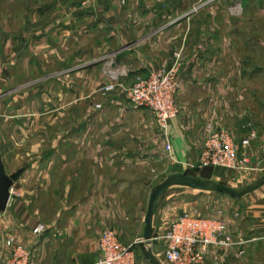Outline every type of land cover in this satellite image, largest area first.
Instances as JSON below:
<instances>
[{
  "label": "crops",
  "instance_id": "1",
  "mask_svg": "<svg viewBox=\"0 0 264 264\" xmlns=\"http://www.w3.org/2000/svg\"><path fill=\"white\" fill-rule=\"evenodd\" d=\"M81 1L0 4V75L42 76L44 95L42 115H27L33 124L42 118L41 132L35 125L14 132L10 147L0 136L5 171L22 168L0 210V257L11 253L12 237L28 249V264H90L99 256L101 230L111 226L132 245L135 264H148L141 236L157 183L148 157L156 161L169 142L174 163L166 175L197 174L198 164L186 165L202 158L207 123L231 134L238 156H261L264 0ZM175 62L178 113L165 128L119 88L101 89ZM250 130L255 136L243 146ZM9 163L20 164L9 169ZM221 175L214 167L212 177ZM172 192L166 190L152 217L158 258V234L182 211ZM222 204L233 239L242 242L209 246L203 264H264V183ZM38 222L44 228L34 232Z\"/></svg>",
  "mask_w": 264,
  "mask_h": 264
},
{
  "label": "built area",
  "instance_id": "2",
  "mask_svg": "<svg viewBox=\"0 0 264 264\" xmlns=\"http://www.w3.org/2000/svg\"><path fill=\"white\" fill-rule=\"evenodd\" d=\"M94 0H82L83 5ZM176 77V62L170 66L153 68L147 75L136 74L130 83L109 82L101 87L103 91L119 88L135 105L147 107L154 115L156 122L162 128L168 120L178 113L175 94L178 88ZM99 106V103L95 104ZM207 135L204 141V153L199 167L211 164L214 167L229 169H254L248 153L237 155V148L231 134L224 128H214L207 123ZM255 132L250 130L241 139L243 146L250 143ZM170 150V143H165ZM261 157L264 159V145L261 147ZM11 191V186H10ZM44 228L38 222L34 232ZM163 240V259L170 264H203L209 246L230 248L241 240H234L224 218L222 209L213 214H200L191 210H182L171 219L158 234ZM6 243L12 245L8 256L0 257V264H28L29 251L21 244H13V238L8 237ZM99 256L90 264H135V252L131 244L119 240L116 230L105 226L98 236ZM242 251V250H241Z\"/></svg>",
  "mask_w": 264,
  "mask_h": 264
},
{
  "label": "rangeland",
  "instance_id": "3",
  "mask_svg": "<svg viewBox=\"0 0 264 264\" xmlns=\"http://www.w3.org/2000/svg\"><path fill=\"white\" fill-rule=\"evenodd\" d=\"M3 4L11 5L25 3L26 0H0ZM8 14L10 15L9 11ZM26 49V45L23 47ZM21 62V61H19ZM1 64V62H0ZM4 72L7 71L5 68ZM41 75V74H40ZM35 78L34 85H29L26 83L29 79ZM42 76H1L0 75V136L4 144L10 147L12 143V133L14 132H26L28 129H32L35 125V131H42V118L39 121H36L34 124L32 121L27 119V115L30 112H36V114L42 115L44 110L43 105V85H42ZM7 88H12L7 90ZM30 90L28 91V89ZM96 106V105H95ZM168 150L165 148V143L163 145V152L159 154L160 156L156 157L157 160L154 161L155 157H148L147 167L149 168V175L153 176L154 180L159 182L162 180L166 173L172 169V162ZM10 157V155H9ZM10 159H8L9 162ZM11 161V160H10ZM201 159L197 161L195 165H186L187 169L195 168L197 164L201 163ZM250 161L254 169L243 170V169H229L225 167H220L222 171V180L216 179L218 181L224 182L232 186H242L248 182L255 180L264 174V159L261 156H252ZM7 162V163H8ZM20 164V163H19ZM12 163L8 164L9 169L11 167L19 166ZM150 168H153V171H150ZM186 169V170H187ZM173 191L172 193L179 194L178 197L183 202L176 206L180 210H191L198 212L200 214H209L214 210L219 209L223 204V199H229L230 201H235L236 197L229 196L225 193L214 191V190H196L188 186H172L167 190V193ZM182 191V192H181ZM227 208H229V203H226ZM231 206V205H230ZM229 210V209H228ZM141 256L146 260L148 264H151L149 259L145 254V250L142 248ZM136 254V253H135ZM138 254V253H137ZM160 260L163 264H170L165 261L161 255H159Z\"/></svg>",
  "mask_w": 264,
  "mask_h": 264
},
{
  "label": "water",
  "instance_id": "4",
  "mask_svg": "<svg viewBox=\"0 0 264 264\" xmlns=\"http://www.w3.org/2000/svg\"><path fill=\"white\" fill-rule=\"evenodd\" d=\"M214 166L206 164L198 169L197 174L186 171L171 172L161 181L154 184L150 191L147 206L144 214V226L141 241L144 250L151 264H163L160 258L153 252L151 242L153 238L152 217L164 193L172 186H188L197 189L214 190L225 193L232 197H241L264 183V174L255 180L242 186H232L218 181L212 177ZM22 168H18L11 173L5 171L4 162L0 154V210H4L10 197V186L19 177Z\"/></svg>",
  "mask_w": 264,
  "mask_h": 264
},
{
  "label": "bare ground",
  "instance_id": "5",
  "mask_svg": "<svg viewBox=\"0 0 264 264\" xmlns=\"http://www.w3.org/2000/svg\"><path fill=\"white\" fill-rule=\"evenodd\" d=\"M169 188H171V187H169ZM169 188H168V189H169ZM168 189H167V190H168Z\"/></svg>",
  "mask_w": 264,
  "mask_h": 264
}]
</instances>
